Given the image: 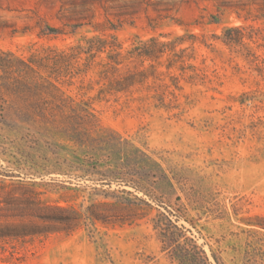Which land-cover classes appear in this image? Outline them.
Here are the masks:
<instances>
[{"label":"rangeland","instance_id":"1","mask_svg":"<svg viewBox=\"0 0 264 264\" xmlns=\"http://www.w3.org/2000/svg\"><path fill=\"white\" fill-rule=\"evenodd\" d=\"M0 264H264V0H0Z\"/></svg>","mask_w":264,"mask_h":264},{"label":"trees","instance_id":"2","mask_svg":"<svg viewBox=\"0 0 264 264\" xmlns=\"http://www.w3.org/2000/svg\"><path fill=\"white\" fill-rule=\"evenodd\" d=\"M51 31L54 32L55 30L51 29ZM157 43L158 42L155 39L149 40L148 42L141 44L139 47H136L134 50H132L128 54L129 55L139 54L142 56H146L148 58H153L155 56V54L152 52L151 47L153 44H157ZM161 46L164 50V47H167V44L162 43ZM100 49H102V48H100ZM163 50H161V52H159V54H163L164 53ZM119 55H121V54H119ZM111 59H112L114 64H116V65L120 64L119 60H114L113 58H111Z\"/></svg>","mask_w":264,"mask_h":264}]
</instances>
